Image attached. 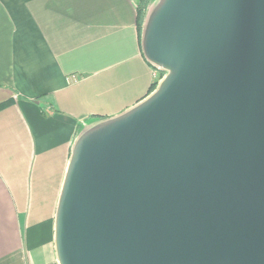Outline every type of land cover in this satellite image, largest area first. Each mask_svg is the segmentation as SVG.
<instances>
[{
    "label": "water",
    "instance_id": "obj_1",
    "mask_svg": "<svg viewBox=\"0 0 264 264\" xmlns=\"http://www.w3.org/2000/svg\"><path fill=\"white\" fill-rule=\"evenodd\" d=\"M163 75L75 139L58 264H264V0H155Z\"/></svg>",
    "mask_w": 264,
    "mask_h": 264
},
{
    "label": "crops",
    "instance_id": "obj_2",
    "mask_svg": "<svg viewBox=\"0 0 264 264\" xmlns=\"http://www.w3.org/2000/svg\"><path fill=\"white\" fill-rule=\"evenodd\" d=\"M137 0H0V264H58L72 145L148 93Z\"/></svg>",
    "mask_w": 264,
    "mask_h": 264
},
{
    "label": "trees",
    "instance_id": "obj_3",
    "mask_svg": "<svg viewBox=\"0 0 264 264\" xmlns=\"http://www.w3.org/2000/svg\"><path fill=\"white\" fill-rule=\"evenodd\" d=\"M150 0H137V27L138 31H141L142 23L144 20V16L146 13L147 6L149 4ZM163 75L162 71L158 72L157 79L151 84L149 93L155 89L158 79ZM6 103L0 104V109L5 106Z\"/></svg>",
    "mask_w": 264,
    "mask_h": 264
},
{
    "label": "rangeland",
    "instance_id": "obj_4",
    "mask_svg": "<svg viewBox=\"0 0 264 264\" xmlns=\"http://www.w3.org/2000/svg\"><path fill=\"white\" fill-rule=\"evenodd\" d=\"M154 3H155V0H150L149 4H148V6H147V9H146L145 16H146V14L148 13L149 6H150V8H151V7L154 5ZM156 71H157V75H158V72H160V70H157V69H156ZM162 73H164V72H162Z\"/></svg>",
    "mask_w": 264,
    "mask_h": 264
}]
</instances>
